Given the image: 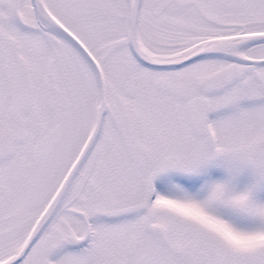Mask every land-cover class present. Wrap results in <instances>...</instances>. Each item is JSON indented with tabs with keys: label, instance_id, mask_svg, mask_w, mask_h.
I'll list each match as a JSON object with an SVG mask.
<instances>
[{
	"label": "snow or ice",
	"instance_id": "6c2138e0",
	"mask_svg": "<svg viewBox=\"0 0 264 264\" xmlns=\"http://www.w3.org/2000/svg\"><path fill=\"white\" fill-rule=\"evenodd\" d=\"M0 264H264V0H0Z\"/></svg>",
	"mask_w": 264,
	"mask_h": 264
}]
</instances>
